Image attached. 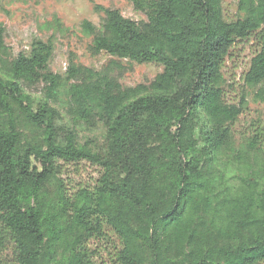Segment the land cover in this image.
<instances>
[{"label":"trees","instance_id":"1","mask_svg":"<svg viewBox=\"0 0 264 264\" xmlns=\"http://www.w3.org/2000/svg\"><path fill=\"white\" fill-rule=\"evenodd\" d=\"M146 19L101 7L83 20L100 69L68 62L51 71V38L13 54L0 24V264H99L91 243L110 229L115 264L264 262V122L241 138L247 106L226 97L223 68L236 46L257 49L242 73L264 102V0H132ZM54 26L62 25L55 18ZM121 60L162 65L150 81L123 85ZM41 83L36 102L26 88ZM74 124L102 125L100 141ZM97 169L69 188L68 164Z\"/></svg>","mask_w":264,"mask_h":264},{"label":"rangeland","instance_id":"2","mask_svg":"<svg viewBox=\"0 0 264 264\" xmlns=\"http://www.w3.org/2000/svg\"><path fill=\"white\" fill-rule=\"evenodd\" d=\"M223 13L226 19L231 20L241 16L237 8V0H222ZM101 7H112L120 10L121 14L135 21L145 20L141 11L134 9L132 0H0V24L6 29L5 40L13 54L27 52L34 38L42 40L52 39L54 50L49 62L51 71L64 74L68 62L100 69L110 58L107 53L92 54L89 46L92 36L82 31L83 20H89L99 27L104 16ZM57 19L62 25L54 26ZM257 49V44L249 40L238 46L227 58L223 73L226 79V97L231 101H238L240 93L246 94L247 106L233 124V131L237 138H241L250 126L264 122V102L252 99L254 89L244 86L241 80L242 73L247 69L249 60ZM122 68L115 71L119 81L125 86H134L141 82L150 81L162 70V65L154 62L136 63L121 60ZM41 83L26 88L31 98L41 97ZM64 123L74 125L82 140L92 139L100 141L102 125L74 124L65 116ZM97 177V169L86 161L68 164L62 175L69 188L93 182ZM105 238L91 243L93 248L104 250L97 259L99 264H115L111 261L110 252L118 239L110 229H107ZM261 264H264L261 263Z\"/></svg>","mask_w":264,"mask_h":264}]
</instances>
